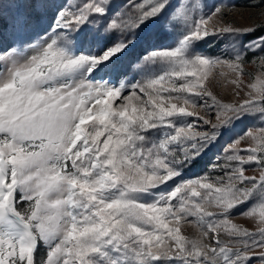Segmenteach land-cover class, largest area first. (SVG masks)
Returning <instances> with one entry per match:
<instances>
[{"label": "snow or ice", "instance_id": "snow-or-ice-1", "mask_svg": "<svg viewBox=\"0 0 264 264\" xmlns=\"http://www.w3.org/2000/svg\"><path fill=\"white\" fill-rule=\"evenodd\" d=\"M9 2L0 264H264V22L208 0Z\"/></svg>", "mask_w": 264, "mask_h": 264}, {"label": "rangeland", "instance_id": "rangeland-1", "mask_svg": "<svg viewBox=\"0 0 264 264\" xmlns=\"http://www.w3.org/2000/svg\"><path fill=\"white\" fill-rule=\"evenodd\" d=\"M210 4L222 3L227 6L228 17L227 20L237 26H247L253 23H261L264 22V17H261L257 13L258 9H251L248 7V4L251 0H208ZM4 12L5 15H10L14 11V7L10 4L9 0H4ZM227 41L219 42L212 41L205 47L210 50V53L213 55L219 54L222 50H224ZM216 93L222 96L225 99L230 98V92L225 90L223 87H216L214 89ZM247 122L240 125L237 130L231 135H238L241 131L247 127ZM229 142V139L226 137L222 139L209 153L204 160L196 167L192 168L189 175H198L204 171L208 170L209 165L215 160V157L222 154L223 147ZM239 223H247L244 219H237ZM42 249V253H43Z\"/></svg>", "mask_w": 264, "mask_h": 264}]
</instances>
